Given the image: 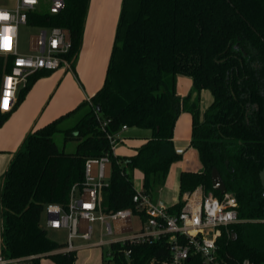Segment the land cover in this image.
<instances>
[{"label":"trees","instance_id":"1","mask_svg":"<svg viewBox=\"0 0 264 264\" xmlns=\"http://www.w3.org/2000/svg\"><path fill=\"white\" fill-rule=\"evenodd\" d=\"M90 0H65L57 13H32V26L68 29L76 59L82 46ZM7 67L0 57V77ZM193 80L195 89L208 90L213 103L204 120L193 116L190 147L197 151L200 171L180 175L182 198L203 186L212 187L217 169L239 202L244 222L225 229L218 239L219 254L231 263L250 260L264 264V198L260 174L264 170V0H123L114 46L103 87L80 107L89 111L72 128L61 124L76 110L28 135L3 178L0 195L2 257H29L40 264L50 253L56 264H75L76 252L48 237L43 214L49 205H66L71 189L82 184L89 159L110 154L112 176L103 191L106 214L135 210L134 174H143V189L152 194L155 180L165 182L173 165L183 160L175 147L174 134L183 109L178 95L179 77ZM38 79L31 76L20 90L18 104ZM100 106L101 113L98 112ZM123 126L152 131L135 155L115 157L101 130ZM8 115L0 112V128ZM63 132L65 141H76L75 152L61 150L54 140ZM138 214V212H135ZM142 220L146 218L140 214ZM126 250H131L129 257ZM106 264H161L170 258L169 236L143 245L110 247ZM186 264H203L192 256Z\"/></svg>","mask_w":264,"mask_h":264},{"label":"built area","instance_id":"2","mask_svg":"<svg viewBox=\"0 0 264 264\" xmlns=\"http://www.w3.org/2000/svg\"><path fill=\"white\" fill-rule=\"evenodd\" d=\"M5 1L0 0V57H3L5 67L10 59L11 67L0 77V112L9 114L21 88L31 76L61 68L71 71L73 60L68 58L72 49L70 32L62 27H39L41 33L32 39L30 54L19 53V27L29 24L30 14H57L65 8V0H14L12 8ZM100 123L110 142L111 153L117 157L116 150L124 142L123 133L128 127L109 133L110 121L100 120ZM111 176L109 153L99 159H89L85 165L84 181L73 186L68 203L47 206L44 212L46 219L42 223L45 229L67 231V243L61 252H76L74 240L90 241L94 232L92 224L100 222L107 232L102 233L100 241L93 243L92 247H111L114 243L131 247L169 236L170 258L161 264H186L192 256H200L203 264H254L248 259L231 263L219 254L218 239L223 230L228 231L230 226L244 222L239 217V202L233 193L228 191L219 197L200 186L183 195V207L177 213L163 200L154 202L151 194L136 188L133 198L136 211L124 209L106 214L102 207L103 191L109 187ZM140 214H144L145 221ZM134 217L139 222L138 229L131 225ZM113 223L120 225L114 228ZM115 234L120 236L104 239ZM124 253L129 257L131 250ZM0 264H7L2 256Z\"/></svg>","mask_w":264,"mask_h":264},{"label":"crops","instance_id":"3","mask_svg":"<svg viewBox=\"0 0 264 264\" xmlns=\"http://www.w3.org/2000/svg\"><path fill=\"white\" fill-rule=\"evenodd\" d=\"M122 4L123 0H90L81 50L73 61L72 70L67 71L61 68L53 72H39L37 81L25 99L20 104L17 99L13 111L7 114V121L0 128V195L4 175L29 134L76 109L77 111L63 123L81 113L85 115L89 111V106H80L90 101L104 85ZM177 92L183 99V109L176 123L174 142L177 150L180 148L178 142L185 138L187 147L181 153L183 160L172 167V169L176 167L178 193L175 198L161 199L169 207H173L180 200L181 173L202 170L197 151L190 147L192 139L190 132L193 126V116L196 114L203 121L207 110L213 103L211 92L208 90L200 92L195 89L193 80L189 77L178 78ZM136 137L138 140L129 141ZM151 137L152 131L150 130L128 128L123 133L124 142L118 146L116 156L135 155L137 149ZM127 143L135 144L134 147L132 146L135 149L134 153H128V147L125 148ZM2 251L0 204V256H2ZM33 258L35 257L7 260V264H33ZM44 259L46 258L41 259L40 264L44 263Z\"/></svg>","mask_w":264,"mask_h":264},{"label":"rangeland","instance_id":"4","mask_svg":"<svg viewBox=\"0 0 264 264\" xmlns=\"http://www.w3.org/2000/svg\"><path fill=\"white\" fill-rule=\"evenodd\" d=\"M5 3L8 5V7L12 8L15 6L14 0H7ZM46 10V7L43 9ZM42 10V11H43ZM48 10V9H47ZM41 33V29L36 26H32L30 24L27 25H21L19 27V53L23 55L30 54V48H31V42L32 39L37 37ZM35 40V39H34ZM22 89V88H21ZM85 113V112H84ZM84 114H79L77 117H72L65 123L61 124V129H68L70 127H73L77 120H79ZM80 117V118H79ZM191 138H192V130L190 132ZM185 137V136H182ZM55 142L57 143L58 147L61 150H65L67 153L75 152L77 147L76 141H65V135L63 132H60L55 135L54 137ZM138 140L137 137L134 139H130L129 141H135ZM186 141L185 138H182L180 140V143L178 146L180 148L177 149L178 153H183L186 149ZM135 144L133 143H127L125 145V148H127L128 153L132 152L134 153ZM182 147V148H181ZM176 167L172 169V172L168 176L167 180L165 182H162L161 180H155L154 187L152 190V200L154 202L165 199V198H175L176 194L178 193V177L175 174L176 173ZM143 174L140 171H136L134 174V184L137 189H143ZM43 220L46 219V215L43 214ZM120 223H113L114 228H118ZM131 225L134 226V229H138L139 222L134 217L131 220ZM92 227L94 229L92 239L90 241H83L80 239L74 240L75 245L77 246L76 254H77V261L75 264H106V261H108L110 256V247L108 245L102 246V247H92V244L95 242L100 241V237L102 233L107 232L106 227L102 226L100 222H95L92 224ZM49 239L59 243V244H66L67 243V231H53V230H47ZM120 235H113V236H106L104 237L105 240H110L114 238H118ZM61 252L60 250H55L52 252L53 254ZM50 253L43 254L37 257H40V259H44V263L41 264H56L51 258H48ZM42 261V260H41Z\"/></svg>","mask_w":264,"mask_h":264},{"label":"water","instance_id":"5","mask_svg":"<svg viewBox=\"0 0 264 264\" xmlns=\"http://www.w3.org/2000/svg\"><path fill=\"white\" fill-rule=\"evenodd\" d=\"M98 112L101 113L100 106H98ZM261 184L263 188V198H264V170L260 174ZM212 187L216 192L224 195L228 192V189L217 169H214L211 173Z\"/></svg>","mask_w":264,"mask_h":264},{"label":"snow or ice","instance_id":"6","mask_svg":"<svg viewBox=\"0 0 264 264\" xmlns=\"http://www.w3.org/2000/svg\"><path fill=\"white\" fill-rule=\"evenodd\" d=\"M5 19L7 18V17H4ZM7 46V45H6ZM22 63V62H21ZM11 83V81H9V84Z\"/></svg>","mask_w":264,"mask_h":264}]
</instances>
